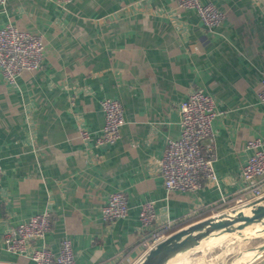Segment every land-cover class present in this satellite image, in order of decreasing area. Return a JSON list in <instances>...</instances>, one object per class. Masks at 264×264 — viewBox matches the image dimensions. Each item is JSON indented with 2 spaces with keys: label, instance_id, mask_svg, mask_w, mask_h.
Here are the masks:
<instances>
[{
  "label": "crops",
  "instance_id": "1",
  "mask_svg": "<svg viewBox=\"0 0 264 264\" xmlns=\"http://www.w3.org/2000/svg\"><path fill=\"white\" fill-rule=\"evenodd\" d=\"M201 1L225 12L219 26L207 28L177 0H6L0 28L10 22L42 35L45 53L41 67L15 83L0 70L2 264H33L7 251L4 238L45 210L51 230L35 245L56 253L69 237L76 264H130L152 230L172 234L204 214L231 212L240 197L250 204L242 168L248 140L264 143V0ZM197 88L220 112L212 122L217 181L204 179L196 192L168 191L165 144L179 137L180 104ZM104 98L122 103L125 122L117 142L98 145ZM117 191L128 198V215L104 221L102 209ZM146 201L156 217L143 230Z\"/></svg>",
  "mask_w": 264,
  "mask_h": 264
},
{
  "label": "built area",
  "instance_id": "2",
  "mask_svg": "<svg viewBox=\"0 0 264 264\" xmlns=\"http://www.w3.org/2000/svg\"><path fill=\"white\" fill-rule=\"evenodd\" d=\"M56 1L69 3L74 0ZM5 3L6 0H0V12ZM177 5L182 9H194L209 29L219 26L226 17L225 12L214 4L203 3L201 0H177ZM44 53L45 43L42 35L20 29L10 22L0 28V70L9 82L15 83L24 71L38 70L42 65ZM259 98L264 102V73L261 78ZM101 108L104 124L95 141L98 145L113 144L121 137V128L125 122L124 108L119 100L112 98H104L101 101ZM219 114L213 96L201 88L191 90L181 102L180 135L176 139H167L161 159L164 186L168 191L196 192L201 188L204 179L217 181L212 122ZM79 135L87 140L92 134L80 129ZM247 148L251 153L243 165L242 177L245 181V189L251 194L252 200L250 204H246L241 197L238 198L231 208L232 211L228 213L248 210L254 204L264 202L263 140L258 137L252 138L248 140ZM1 175L0 162V178ZM128 212L129 201L126 194L117 191L110 194L108 202L102 209V218L104 221H115L125 218ZM155 217L154 202H143L139 213L143 230L153 224ZM169 229L168 226L165 227V230ZM50 230V212L45 210L34 214L6 233L5 248L7 251L28 256L33 264H76L73 243L69 237L61 240L56 253L45 244L35 245L38 240H44ZM169 235L160 230H152L143 242L145 248L140 260ZM140 260L130 264H138Z\"/></svg>",
  "mask_w": 264,
  "mask_h": 264
},
{
  "label": "water",
  "instance_id": "3",
  "mask_svg": "<svg viewBox=\"0 0 264 264\" xmlns=\"http://www.w3.org/2000/svg\"><path fill=\"white\" fill-rule=\"evenodd\" d=\"M253 225H260V228L253 230L251 236H264V202L254 204L247 212L245 210L233 213L223 212L180 228L149 250L138 264H166L184 250L197 247L210 235L234 232L243 235L242 230ZM255 249L264 250V242Z\"/></svg>",
  "mask_w": 264,
  "mask_h": 264
},
{
  "label": "rangeland",
  "instance_id": "4",
  "mask_svg": "<svg viewBox=\"0 0 264 264\" xmlns=\"http://www.w3.org/2000/svg\"><path fill=\"white\" fill-rule=\"evenodd\" d=\"M264 242V236L253 237L251 234L240 235L239 233L226 236L206 251L203 249L189 250L186 255L188 259H183V264H191V261L202 264H233L234 261L242 256L248 258V254L257 246ZM192 256V257H191ZM264 257L261 256L262 259ZM258 259V260H259Z\"/></svg>",
  "mask_w": 264,
  "mask_h": 264
},
{
  "label": "bare ground",
  "instance_id": "5",
  "mask_svg": "<svg viewBox=\"0 0 264 264\" xmlns=\"http://www.w3.org/2000/svg\"><path fill=\"white\" fill-rule=\"evenodd\" d=\"M253 227L254 228H252V229H249L250 227L245 228V230L243 229L242 234L243 235L251 234L253 232V230L260 228V225H253ZM236 233L237 232H234L231 234H236ZM231 234H213V235H210L209 237L204 239L201 244H199L197 247H195L191 250L203 249L206 251L209 247H211L212 245H214L218 242H221L226 236L231 235ZM188 253H189V250H184L183 252L177 254L175 257L171 258L166 264H173V263L174 264H183L181 262V260L188 259V257L186 256ZM263 254H264V250L255 249L248 254L249 256L247 259H244L245 257L242 256V257L236 259L233 264H249L251 261L256 260L258 257L262 256ZM188 263L189 262H187L186 264H188ZM191 264H202V263H196L195 261H191Z\"/></svg>",
  "mask_w": 264,
  "mask_h": 264
},
{
  "label": "trees",
  "instance_id": "6",
  "mask_svg": "<svg viewBox=\"0 0 264 264\" xmlns=\"http://www.w3.org/2000/svg\"><path fill=\"white\" fill-rule=\"evenodd\" d=\"M207 215H209V214H204V215H202L201 217L202 218H204V217H206ZM181 227V226H180ZM177 229H179V227L178 228H175V230H177ZM174 231V230H173Z\"/></svg>",
  "mask_w": 264,
  "mask_h": 264
}]
</instances>
